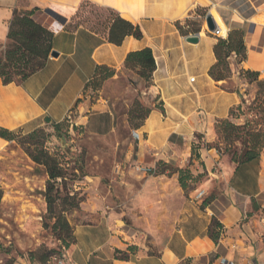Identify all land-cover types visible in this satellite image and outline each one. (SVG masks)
<instances>
[{
	"label": "crops",
	"instance_id": "crops-1",
	"mask_svg": "<svg viewBox=\"0 0 264 264\" xmlns=\"http://www.w3.org/2000/svg\"><path fill=\"white\" fill-rule=\"evenodd\" d=\"M82 1L0 0V52L7 43L13 10L37 8L38 13L57 15L55 9L76 11ZM106 5L137 25L142 39L126 37L120 46H114L83 27L66 30L69 20L60 22L57 15L49 31L53 33L52 51L58 57H49L41 70L21 84L3 85L0 80V128L30 133L46 119L50 124L62 123L71 111L75 123L94 135L113 131L118 126V117L109 100L117 93L111 89L120 88L126 71L125 56L150 48L156 69L149 87L142 86L143 81L134 73L132 79L137 84L135 92L152 110L140 127L132 131L129 153L133 151L135 165L146 169L168 156L189 158L194 133L202 134L200 139L205 144L211 143L216 120L226 119L229 110L240 102L236 93L223 91L220 83L208 76L209 68L216 62L213 46L217 39L206 36L204 42L199 38L193 45L186 43L177 29V24L196 19L197 10L209 6L197 0H121L119 7L111 1ZM256 15L254 10L237 14V20L250 26L246 34H252L251 44L245 43L246 61L240 68L258 72L264 79V27L250 22ZM127 44L131 47L126 48ZM96 66H105L115 73L104 82L98 100L87 105L82 99L83 90ZM188 74L194 75L193 82H189ZM107 91L114 94L106 96ZM124 123L127 125L126 119ZM198 155L205 179L194 190L195 196L185 202L178 226L160 249L151 253L137 251L127 260H120L114 252L123 251L126 246L109 241L108 235H102L105 230L101 225L76 227L71 264H264V155L239 167L221 159L209 147L198 149ZM213 219L221 225L215 243L208 237Z\"/></svg>",
	"mask_w": 264,
	"mask_h": 264
},
{
	"label": "rangeland",
	"instance_id": "rangeland-1",
	"mask_svg": "<svg viewBox=\"0 0 264 264\" xmlns=\"http://www.w3.org/2000/svg\"><path fill=\"white\" fill-rule=\"evenodd\" d=\"M99 2L84 0L77 12L70 8L55 9L58 20H69L70 28L80 24L91 33L101 34L106 30L115 10L106 5L110 1ZM111 2L114 4V1ZM198 2L209 8L197 10L194 15L196 19H185L182 25L177 24L182 37L199 34L205 38L221 39L212 35L207 28L205 17L209 14L217 26L219 36L239 29L245 33L244 42L251 44L252 34H246L250 26L237 20L238 11L254 10L257 15L253 20L259 17L264 19V0ZM214 13L221 18L227 32L215 19ZM57 15L37 13L36 21L49 30ZM252 19L250 22H254ZM260 26L264 27L263 24ZM228 63L230 79L220 84L226 90H237L243 100V103H238L240 108L233 113L231 122L236 126L247 123L248 128L240 129L238 136L231 132L228 140H224V135L217 136L214 130L213 141L208 144L200 139L202 134L194 133L193 141L198 149L212 148L221 159L233 164L232 155L236 153L238 156L244 150L241 142L248 140L243 135L247 130L260 134L259 158L264 155V108L260 104L264 89L239 76L240 66L235 56L229 58ZM193 76L188 74V80ZM132 77V72L126 70L121 77L120 88L111 89L117 93H105L108 96L114 94L109 102L114 106L118 126L113 131L94 135L80 123H75L73 113L71 123L64 120L57 131L50 123H44L39 128L43 133L34 141L42 144L58 162L65 176L63 184L57 181L56 187L60 194L55 201L53 215L47 213L43 197L48 177L41 166L33 163L21 143L28 133L16 130L14 140L0 139V187L3 193L0 202V259L12 258L16 264H38L30 260L29 254L49 252L50 258L45 264H71L70 259L74 260L71 252L75 244L65 248L59 240L64 234L53 228L54 216L60 213L67 219L73 233L76 227L101 225L105 230L102 235H108L109 241H119L126 246L122 253L114 252L118 259L129 258L131 253L127 251L128 246L135 252L151 253L166 243L179 224L185 202L195 196L194 190L204 181L205 174L198 157L182 160L168 156L158 160L150 169L139 165L145 172L134 169V153H129L128 144L133 136L132 126L140 121L129 112L144 105L140 95L135 92L137 84ZM259 80L264 79L259 77ZM104 82L93 90V82L89 81L82 98L87 105L98 100ZM142 86H145L144 82ZM101 95L105 96L104 93ZM66 195L80 201L78 209L62 212L69 206Z\"/></svg>",
	"mask_w": 264,
	"mask_h": 264
},
{
	"label": "trees",
	"instance_id": "trees-1",
	"mask_svg": "<svg viewBox=\"0 0 264 264\" xmlns=\"http://www.w3.org/2000/svg\"><path fill=\"white\" fill-rule=\"evenodd\" d=\"M80 5L78 6L76 12L80 8ZM37 13V8L29 11H20L15 9L12 12V18L8 26L7 43L4 49L0 52V80L3 85H8L11 83L21 84L27 78L41 70L50 57V53L52 51L53 33L36 21ZM70 24L71 23L69 21L65 26V29L68 31H75L79 27H82V25L77 24L75 27L70 28ZM177 29L179 32H181L178 25ZM97 35L103 36L107 43L114 46H120L126 37H132L135 40H141L143 36L140 28L137 25H133L130 22L124 20L116 11L114 12L113 18L108 23L106 30L103 33ZM244 36V31L235 29L230 31L229 34L225 33L223 36H221L226 37V39H217V43L213 46V54L216 62L208 70V76L215 83H224L230 79V69L228 63L229 58L235 56L236 59H238L239 66L246 61ZM123 68L134 73L139 79H141L145 83V88L149 87L152 74L156 69L155 59L151 49L144 48L138 51L127 53L124 59ZM114 73V70L105 66H96L94 74L89 80L93 82L92 89H98L101 83L112 78ZM239 76H241V78L247 82H255L258 88L264 89V80H259L258 72L239 68ZM89 81L85 84L83 92L87 88ZM219 87L225 92L236 93L240 98V103H243V100L241 99L237 90H226L222 84H219ZM142 104L144 107L139 106L134 111L129 112L130 115H133L135 119L140 121L139 124L132 126L133 130L140 127L152 110L151 106H147L143 102ZM239 104L233 106L229 110V115L226 119L216 120L214 124L215 134L219 137L224 135V140H228L229 134H231V132L236 133L238 136L240 129L245 130L248 128L247 123L244 126H236L231 122V119L234 118L233 113L235 110L240 108ZM260 104L264 108V93H262V101ZM155 107L163 111L160 105H156ZM60 124L50 125L54 130L57 131ZM42 133L43 131L41 129H35L34 131L28 133L22 139L21 143L23 144L25 152L28 154L33 163H35L37 166H41L48 177L47 186L43 197L47 204V213L49 215H53L55 201L58 199L60 194L59 188L56 187L58 183L57 181H59V184H63L65 181V176L58 162L48 154L42 144L34 141V139L37 136H40ZM243 135L248 138V140H243L241 142L244 150L241 151L238 156L236 153H234L231 158V162L237 167L250 162H256L259 159L261 143L259 140L260 134L258 132L247 130ZM0 139L6 141L14 140V131H8L0 128ZM33 146H35L34 149L31 148ZM191 151L190 158H199L198 146H196V144L193 143ZM2 195L3 193L0 187V202ZM65 198L69 200V206L67 210H63L62 212L79 208L80 201L75 199L73 196L71 197L66 195ZM208 199H206V201ZM206 201H204V204ZM54 218L55 223L53 224V228L58 230L60 234H64V237H59V240L62 241L65 248H69L70 244H75L76 241L73 230L71 229V226L64 217L63 213H60L58 216H54ZM220 233L221 225L215 219H213L208 228V237L215 243L217 242ZM66 239H69V242H66ZM128 247L127 251L133 254L135 252L133 251L134 249L130 248V246ZM1 253L2 250L0 248V254ZM115 253L120 254L122 251L116 250ZM29 257L33 262L45 264L49 261L50 253L45 252L41 255H37V253H30ZM0 264H16V262L14 259L8 258L0 259Z\"/></svg>",
	"mask_w": 264,
	"mask_h": 264
},
{
	"label": "bare ground",
	"instance_id": "bare-ground-1",
	"mask_svg": "<svg viewBox=\"0 0 264 264\" xmlns=\"http://www.w3.org/2000/svg\"><path fill=\"white\" fill-rule=\"evenodd\" d=\"M52 1V0H51ZM98 2L99 1H114V4L113 5H115V6H117V7H119L120 6V1L121 0H97ZM198 1V0H197ZM200 2H202V1H200ZM99 3H102V2H99ZM126 3V2H125ZM131 3V2H130ZM74 4V3H73ZM127 5V4H126ZM213 5V4H212ZM65 6V5H64ZM71 10H73L72 8H70ZM254 9H256V8H254ZM179 11H180V9H179ZM178 12V11H177ZM184 12V11H183ZM182 14V13H181ZM260 14V13H259ZM262 14H263V12H262ZM214 15H215V19L218 21V23L222 26V29L224 30V31H228L227 29H226V27H225V25L223 24V22H222V20H221V18L218 16V14H216V13H214ZM252 17V16H251ZM259 17V16H258ZM123 18L125 19V18H128L127 16H125V15H123ZM175 19V18H174ZM173 20V19H172ZM171 20V21H172ZM253 20V19H252ZM256 24H259V25H264V19L262 18V17H259V18H255L254 20H253ZM167 37V36H166ZM199 38H200V42L202 43V42H204L205 40H206V38L205 37H203L202 35H199ZM167 39V38H166ZM180 40V39H179ZM197 46V45H196ZM131 47V45L130 44H127L126 45V48H130ZM125 48V49H126ZM160 48V47H159ZM128 50V49H127ZM250 50V49H249ZM250 53V52H249ZM253 53V52H252ZM121 56V53L119 54V55H117V57L116 58H119ZM262 57V56H261ZM169 58V57H168ZM250 59V58H249ZM260 59V58H259ZM178 61V60H177ZM252 61V60H251ZM262 65V64H261ZM262 68V67H261ZM254 69V68H253ZM260 70V69H259ZM172 73V72H171ZM191 73V72H190ZM263 73H264V70H263ZM262 74V73H261ZM264 78V77H263ZM161 79V78H160ZM192 79H193V77H189V82H191L192 81ZM208 91H210V90H208ZM200 99V98H199ZM192 100V99H191ZM198 101H200V100H198ZM167 104V103H166ZM169 106V105H168ZM171 107V106H170ZM166 110V109H165ZM166 115H167V113H166ZM214 115V114H213ZM173 128V127H172ZM190 128V127H189ZM150 132V131H149ZM177 134V133H176ZM150 135V134H149ZM148 135V136H149ZM167 138V137H166Z\"/></svg>",
	"mask_w": 264,
	"mask_h": 264
},
{
	"label": "water",
	"instance_id": "water-1",
	"mask_svg": "<svg viewBox=\"0 0 264 264\" xmlns=\"http://www.w3.org/2000/svg\"><path fill=\"white\" fill-rule=\"evenodd\" d=\"M205 22H206L208 30L210 32H213L216 26H215L213 19L211 18L209 14L206 15ZM184 41L186 43L195 45L199 42V34L187 36L184 38ZM57 57H58V53L56 51H51L50 58H57ZM49 122H50L49 119L45 120V123H49Z\"/></svg>",
	"mask_w": 264,
	"mask_h": 264
},
{
	"label": "built area",
	"instance_id": "built-area-1",
	"mask_svg": "<svg viewBox=\"0 0 264 264\" xmlns=\"http://www.w3.org/2000/svg\"><path fill=\"white\" fill-rule=\"evenodd\" d=\"M212 35H214V36H216V37H220L221 39H226V37H227V36H226V37H221V36H219V31H218V29H217V26L215 27L214 31L212 32ZM193 81H194V79H192L191 82H193ZM71 114H72L71 111L68 112V113L66 114L64 120H66V121H68L69 123H71ZM200 116H201V115H200ZM134 161H135V155H134ZM134 169L137 170V171H143V170H145L144 168H143V169L140 168L139 165H135V166H134ZM143 172H145V171H143Z\"/></svg>",
	"mask_w": 264,
	"mask_h": 264
}]
</instances>
